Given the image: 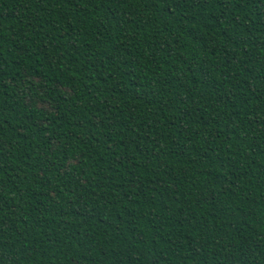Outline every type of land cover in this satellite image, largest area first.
<instances>
[{"label": "trees", "instance_id": "1", "mask_svg": "<svg viewBox=\"0 0 264 264\" xmlns=\"http://www.w3.org/2000/svg\"><path fill=\"white\" fill-rule=\"evenodd\" d=\"M0 264H264V0H0Z\"/></svg>", "mask_w": 264, "mask_h": 264}]
</instances>
